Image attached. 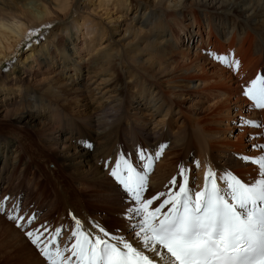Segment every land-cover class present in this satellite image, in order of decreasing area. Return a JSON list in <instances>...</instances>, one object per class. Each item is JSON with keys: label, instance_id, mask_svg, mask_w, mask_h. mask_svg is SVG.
I'll use <instances>...</instances> for the list:
<instances>
[{"label": "bare ground", "instance_id": "bare-ground-1", "mask_svg": "<svg viewBox=\"0 0 264 264\" xmlns=\"http://www.w3.org/2000/svg\"><path fill=\"white\" fill-rule=\"evenodd\" d=\"M89 1L106 19L118 14L112 28H105L102 21L92 17L94 9H89L83 0H0V65L17 54V48L27 40L31 43L20 59V72L25 73L34 63L54 73L45 76L43 85L34 87L26 85V79L17 74L15 63H11L10 73L0 71V96L5 98L1 120L11 128L9 132L0 131V198H19L24 208L38 214V223L55 221L56 226L67 229L73 226L71 212L86 228L98 222L106 230L127 235L115 225L125 221L120 213L130 201L109 175L110 168L103 171L105 162L114 166L123 156L132 163L131 155L137 159L138 149L148 153L160 144L168 145L162 165L155 168L145 192V197L150 198L164 191V185L176 174L178 157L184 158L194 150L199 154L195 161L201 165L198 184L203 183L206 163L217 170V144L225 146L221 149L225 156L221 169L239 171V155L247 146L253 147L258 130L264 131V127L256 128L251 133L254 136L240 147L226 137L236 127L230 124L226 131L220 125L223 120L236 119L237 111L231 115L228 105L231 96L206 117L200 107L201 90L229 87L233 78L215 60L210 64L215 69L208 70L201 61L202 54H192L189 49L195 40V49L202 52L207 43L212 45L209 53L234 52L240 58L248 46L256 53L251 61L256 60L244 65L247 75H236L245 86L258 73H264V0ZM79 6L88 12H79ZM72 12L74 18L66 22L67 14ZM120 17L119 23L116 20ZM55 21L50 29L46 27ZM202 25L208 29L206 43L205 38L201 40ZM211 34L214 41L209 40ZM40 35V39L35 38ZM95 77L99 78L96 83ZM10 87L19 89L18 99H9L13 92ZM242 88H236L241 95L234 103H244L248 120L264 125V110L253 108L242 95ZM74 107H82L83 113L79 110L70 114ZM32 134L38 143L29 150L26 142L32 144ZM65 134L68 139L78 140L76 154L57 150L66 141L62 138ZM192 135L196 144L191 143ZM80 141L94 147L89 149ZM257 154L254 149L252 155ZM37 155L43 162L54 159L56 171L43 167ZM85 163L87 167L81 169ZM185 163L188 167L189 163ZM73 182L84 185L81 189L85 190H75ZM48 188L51 192L45 195ZM88 204L96 207L89 211L85 209ZM6 220L0 215L3 254L21 264H43L23 233ZM108 222L114 227L107 228Z\"/></svg>", "mask_w": 264, "mask_h": 264}, {"label": "snow or ice", "instance_id": "snow-or-ice-1", "mask_svg": "<svg viewBox=\"0 0 264 264\" xmlns=\"http://www.w3.org/2000/svg\"><path fill=\"white\" fill-rule=\"evenodd\" d=\"M208 55L234 74L241 68L234 52ZM242 95L253 108L264 110V73L243 86ZM241 123L264 127L255 120ZM167 147L160 144L154 153L138 149L139 169L123 156L114 166L104 163L130 201L120 213L127 235L98 222L86 228L71 212L73 226L67 229L38 223V214L10 195L0 198V215L23 233L43 264H264V144H253L259 154L240 157L257 166L250 181L206 163L203 183L197 184L192 169L181 164L164 191L146 198L150 174ZM193 163L198 171L200 162Z\"/></svg>", "mask_w": 264, "mask_h": 264}, {"label": "rangeland", "instance_id": "rangeland-1", "mask_svg": "<svg viewBox=\"0 0 264 264\" xmlns=\"http://www.w3.org/2000/svg\"><path fill=\"white\" fill-rule=\"evenodd\" d=\"M83 1H86V4L88 5V8L89 9H94V12L93 13H91V16L92 17H95L97 20H99V21H102V23L105 25V28L107 27V29H110V28H112V24L115 22V17H117V15L118 14H115V13H113L112 14V16H111V18H108V19H106L105 18V14H102L103 12H101V11H99L98 10V8H95L94 6H95V3H91L89 0H83ZM144 1V0H143ZM47 2H50V0H47ZM84 3V2H83ZM80 7V9H79V12L81 11V12H83V13H86V12H88L87 11V9L86 8H83L82 6H79ZM68 16L66 17V22H70L73 18H74V16H75V12H72V13H70V14H67ZM119 16H120V14H119ZM113 19V20H112ZM122 20V17H120L119 19H117L116 21L117 22H119L120 23V21ZM56 23V21L54 22V23H52V24H49V25H51V26H53L54 24ZM203 27L202 28H200V32H201V40H202V38L204 39V41H205V43L208 41V40H206V36H207V28H204L205 26L204 25H202ZM121 27V26H120ZM49 29H50V27H48ZM203 30V31H202ZM112 33H113V35H116L117 33L116 32H114V31H112ZM42 36L40 35L39 37L37 36V37H35V38H41ZM209 40H212V41H214V39H215V37L211 34V36L209 35ZM105 38H103L102 39V41L104 40ZM29 43H31V41L30 42H28L27 40L25 41V42H23L22 43V45L20 46V47H18L17 49L19 50V52L17 53V54H15V53H13L11 56H10V58H9V60H4L3 62H2V64L0 65V71H1V73L2 74H8V73H10L9 72V70H10V68H11V63H15V65H17V69H19V71L17 72V74H20V76L22 77V78H24V79H26V85H30V86H34V87H38V86H41V85H43L44 84V78H45V76L46 75H50V74H54L53 72H52V70L50 69V68H46V67H44V66H42V64L40 65V64H37V65H35L34 63H31V67L25 72V73H21L22 72V65H23V63H21L20 62V59H21V57H23L24 56V54H23V52H25V51H27V49H28V44ZM195 44H196V41L195 40H193V42H192V45L189 47V49H190V51H192L191 53L193 54V52L194 51H199L201 54H202V57L203 58H201V61H203L204 63H206V65H205V67L208 69V70H214L215 69V67H213L212 65H210L211 63H213L214 62V59L210 56V55H208V50H210V48H212V45H209V44H203L204 45V52H202L199 48H196L195 49ZM208 45V46H207ZM246 47V46H245ZM199 49V50H198ZM234 49V48H233ZM247 50L240 56V58H238L240 61H241V68L239 69V72H243V74L242 75H247V73H246V70L247 69H244L245 67H244V65L245 64H248V63H253V61H255V60H253V61H251V59L250 58H252L253 56H256V53L254 52V50H251L248 46H247V48H246ZM17 50V51H18ZM25 50V51H24ZM17 55V56H16ZM81 55H84V52H81ZM189 57H192V55H189ZM254 58V57H253ZM18 59V60H17ZM16 62H19V63H16ZM216 62V61H215ZM217 63V62H216ZM257 65H258V63H256ZM19 65V66H18ZM21 65V66H20ZM259 65H260V62H259ZM225 69L227 70V73H229L231 76H232V78H233V81L231 82V84H230V86L229 87H224L223 86V88L222 89H216V88H207V89H202L201 90V92H202V94L200 93V100H201V105H200V107H201V109L202 110H204L205 111V113L204 114H206L207 116L206 117H210V116H212V114H214L215 113V111H216V106H218V104L222 101V100H224L225 98H228V96H231V100L228 102V105L231 107V112L233 113V114H231V115H234L235 113L234 112H236V116H234V118H236V119H227V120H223L222 122H221V126L222 127H224L225 128V130L226 131H228L227 129L229 128V126H230V124H233L234 126H236L234 129H231V130H229L228 132V134L226 135V137L227 138H229L231 141H233L235 144H237V145H235L236 147H240L241 146V144L240 143H242V144H244V142H246L247 140V138H251V136H254L253 134L251 135V133H254L255 132V130H256V128H253V127H251V126H248V125H243L242 123H241V119H244V120H248V116L246 115V111L244 110L245 108H246V105L244 104V103H242V102H240L241 104H239V103H234V101H235V98H237L236 96L238 95L239 96V94L241 95V93L239 92L238 94H237V91H235L236 90V88L237 87H243L244 86V84H242V82H241V79L240 78H238L237 79V77H236V75L239 73H233L231 70H229L228 68H226L225 67ZM249 69V68H248ZM20 70H21V72H20ZM50 71H51V73H50ZM8 72V73H7ZM262 73V72H261ZM22 74V75H21ZM27 74H29L30 76H27ZM84 75L85 74H83V76H82V80H85L86 78L84 77ZM250 75H253V74H250ZM57 77H59V75H57ZM99 81V78L97 79L96 77H95V80H94V83H96V82H98ZM241 85H243V86H241ZM10 88H12V93H9V94H11V95H9V99H10V97L11 98H13V99H18L17 97V95L19 94L18 92H19V89H17V88H15V87H10ZM227 90V91H226ZM224 91V92H223ZM234 91H235V93H234ZM241 91H242V89H241ZM233 95V96H232ZM192 96H195V95H192ZM191 96V97H192ZM4 97L3 96H0V131H2V132H9V131H11V128L9 127V126H7V125H5L4 123H2V118H3V116H4V111L2 110V103L4 102ZM95 104V103H94ZM187 104H188V102H187ZM186 104V105H187ZM64 106V105H63ZM240 106V107H239ZM76 109H78V110H76ZM81 109H82V107H74V109H72V111H70V114H72V115H75L76 113H77V111H79V112H81V113H83L82 111H81ZM207 109V110H206ZM241 109V110H240ZM243 109V110H242ZM242 112V115L240 116V115H238V113L239 112ZM230 120V121H229ZM2 125V126H1ZM226 127H228V128H226ZM2 128V129H1ZM172 128H174V127H172ZM254 131V132H253ZM258 137H257V135H256V133H255V135H256V137H257V140L255 141V144H264V131H263V129H260V130H258ZM244 133V134H243ZM262 134V135H261ZM64 135V134H63ZM66 135V134H65ZM32 141H29V142H31L32 144H30L29 143V145L27 144V142H26V145L28 146L27 148H29V150H31L32 148H35L36 147V145H37V136H35V135H33L32 134ZM249 136V137H248ZM263 136V137H262ZM35 137V138H34ZM58 138L60 137V136H57ZM66 138V141H64L63 142V145H61L60 146V144H59V146L58 147H56L57 148V150H61V152H62V154L64 153V150L66 151V155H71L72 153L73 154H76V151H78L79 150V148H77V144L79 143L78 142V140L76 139V137H74V138H71V139H68L67 137V135L66 136H62V138ZM261 137V138H260ZM259 138V139H258ZM239 141V142H238ZM250 141V140H249ZM191 143H197V139H196V137L194 136V135H192L191 136ZM32 147H31V146ZM141 145H144V143L143 144H141ZM234 146V147H235ZM245 146H247L246 144H245ZM65 148V149H62V148ZM68 147V148H67ZM219 147V148H218ZM228 146H226V148H227ZM31 148V149H30ZM225 148V146L224 145H221V144H217L216 145V148H215V150H214V153H215V169H217V170H221V167H223V165H224V162H223V158L225 157L224 155H223V152H222V150L221 149H224ZM230 148V147H229ZM253 147L252 146H247L246 148H245V151H244V154H240L239 155V159H240V157L241 156H244V155H249V156H251L252 155V153H253ZM49 151V150H48ZM156 150H151L150 152L151 153H154ZM51 153H52V150L50 151ZM131 157H132V164L135 166V167H137L138 169L141 167V165H142V162L139 160V158L137 157V159L134 157V156H132L131 155ZM40 157L37 155L36 156V160L38 161V162H41V164L43 165V167H45V168H47V169H49V170H54V171H56V168H57V166L55 165L56 163H55V160L54 159H52L51 161L52 162H50V160H46V162H43L42 160V158H40ZM77 159L78 158H76V159H73V161L74 162H76L77 161ZM196 159H199V154H198V152L196 151V150H194V151H191V152H189L187 155H186V157H184V158H179L178 157V164H177V166L178 165H181V164H183L184 166H187V165H185L186 163H185V161L187 162V163H189V165H188V168H190V169H192V176H194L195 177V179H196V183L198 184V176H197V170H196V168H195V164L193 163ZM72 160V159H71ZM93 160V159H92ZM241 160V159H240ZM185 163V164H184ZM243 164V165H242ZM160 165H162V161L160 160L159 162H157L156 163V165H155V168L156 167H158V166H160ZM220 166V167H219ZM35 166H33L32 168H34ZM87 167V163H85L84 165H82L81 166V169H85ZM256 167L257 166H255V165H251L250 163H244L242 160H241V166H239V168H241V169H239V171H235L234 169H231L230 168V170H232L233 172H234V174H236L237 176H239V177H241L242 179L244 178V180L245 181H250V180H252L255 176H256ZM103 169V171H106L107 169L105 168V167H103L102 168ZM31 170H33V169H31ZM154 173V172H153ZM153 173H151L150 174V178H151V176L153 175ZM243 175V176H242ZM246 175V176H245ZM252 175V176H251ZM149 178V185H150V183H151V179ZM37 179H38V177H37ZM36 179V180H37ZM82 186H84V185H82V184H79V183H77V182H73V184H72V188H74L75 190H78V191H84L85 189L83 188V189H81L82 188ZM80 189V190H79ZM50 192H51V190L48 188V193L47 192H45L46 194L45 195H49L50 194ZM75 200V199H74ZM94 207H96V205H93V204H88V206H85V209L87 208L89 211H92V209L94 208ZM91 213V212H90ZM6 218V217H5ZM7 221V220H6ZM51 227H55L56 226V222L55 221H52L50 224H49ZM105 226L108 228V227H114V225L112 224V223H106L105 224ZM121 227V228H120ZM123 227V228H122ZM115 228L116 229H118V230H123L124 229V231L127 233V231H126V222L125 221H122V222H120V224L118 223V225H115ZM19 230V229H18ZM20 231V230H19ZM21 232V231H20ZM10 257H8V255L7 254H3V251H1L0 250V264H21L20 263V261H17V260H15V259H11Z\"/></svg>", "mask_w": 264, "mask_h": 264}]
</instances>
